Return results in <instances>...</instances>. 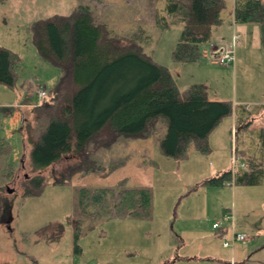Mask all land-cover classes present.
<instances>
[{
	"label": "rangeland",
	"instance_id": "rangeland-1",
	"mask_svg": "<svg viewBox=\"0 0 264 264\" xmlns=\"http://www.w3.org/2000/svg\"><path fill=\"white\" fill-rule=\"evenodd\" d=\"M225 1L223 22L214 33L220 32L226 43L234 42L232 64H220L208 45L204 46L206 57L199 61L174 59L181 25L160 31L154 27L155 13L164 15L160 0H0V45L20 58L14 86L0 83V136L11 144L5 160L15 172L0 185L10 205L9 215L0 222V264H69L76 258L72 255L75 232L83 264H264V184H204L224 171L238 170L244 160L241 150L250 156L262 150L258 132L264 128V48L256 25L248 24L253 29L244 30L243 35L240 30L247 24L239 27L231 22L232 1ZM81 4L90 7L97 23L126 39L142 30L140 50L165 65L180 90L199 82L206 86L209 100L232 103V114L222 117L208 135V152L191 147L186 157L176 159L150 141L142 147L150 145L155 164L138 166L132 148L140 151L141 144L132 142L113 152L103 150L104 157L99 159L103 161L119 154L132 156L107 175L67 172L71 154L43 169L30 170L23 126L31 120L32 107L52 97L60 75L56 66L39 55L31 26L41 19L67 15ZM40 92L45 95L40 97ZM37 174L45 178L41 192L23 197V183ZM122 179H127L125 187L150 190L149 217L79 215V188L116 187ZM220 221L223 230L229 229L224 237L219 234L222 229L213 228ZM232 229L246 236L233 249L223 246Z\"/></svg>",
	"mask_w": 264,
	"mask_h": 264
},
{
	"label": "trees",
	"instance_id": "trees-1",
	"mask_svg": "<svg viewBox=\"0 0 264 264\" xmlns=\"http://www.w3.org/2000/svg\"><path fill=\"white\" fill-rule=\"evenodd\" d=\"M160 1L164 2V15L155 13L154 27L160 31L171 24L181 25L174 59L199 60L200 46L214 42L226 1ZM233 18L235 23L256 25L264 48V0H234ZM31 27L39 55L60 71L52 97L32 107L31 120L23 126L28 165L33 172L68 154L72 155L67 158L71 162L65 170L70 173L107 175L124 166L132 156L137 157L138 166L155 164L149 154L150 145L142 147L150 141L161 153L176 159L186 157L191 147L208 152L209 133L222 117L232 114V103L209 100L203 83H191L180 90L169 69L140 50L142 30L133 31V38L126 39L97 23L88 5H78L67 15L35 21ZM19 62L17 53L0 45V83L14 86ZM258 139L262 148L259 155H246L241 150L244 166L224 171L204 184H264V128L258 132ZM132 142H140L141 150L133 147L131 157L121 158L119 154L99 160L104 157L103 150L113 152L119 145L127 147ZM10 151V142L0 136V185L15 173L12 163L5 160ZM44 181L40 174L32 176L23 183L22 196L39 194ZM126 184L127 179H122L116 187L79 188V215L149 217L150 190L125 187ZM8 198L0 188V222L10 213ZM77 239L75 232L76 255L81 251Z\"/></svg>",
	"mask_w": 264,
	"mask_h": 264
},
{
	"label": "built area",
	"instance_id": "built-area-1",
	"mask_svg": "<svg viewBox=\"0 0 264 264\" xmlns=\"http://www.w3.org/2000/svg\"><path fill=\"white\" fill-rule=\"evenodd\" d=\"M238 39V35L235 34L234 36V40ZM212 53L211 55L213 57H215V59L220 63V64H225V63H229L232 64V62L234 61V42L233 43H226L224 42L222 39L214 41L212 43H210L209 45ZM45 95V92H40V97H43ZM240 166H244V163L242 162L240 164ZM226 218H229V216H226ZM213 228L217 229L220 228L222 229L221 231V236L224 237V235L228 234L229 229H225L223 230V228L221 227V221L220 222H214L213 223ZM230 239L228 241H224L223 242V246L224 247H231L233 249L235 243L237 241H245L246 240V236L245 234H241V233H237L234 232L233 229L230 231ZM26 264H32V263H26Z\"/></svg>",
	"mask_w": 264,
	"mask_h": 264
},
{
	"label": "crops",
	"instance_id": "crops-1",
	"mask_svg": "<svg viewBox=\"0 0 264 264\" xmlns=\"http://www.w3.org/2000/svg\"><path fill=\"white\" fill-rule=\"evenodd\" d=\"M232 1V3H231V22H233L235 25L236 24H238L239 25V27H244V26H241V25H246L245 23H235L234 22V18H233V8H234V0H231ZM245 27H247V28H242V30H240L241 32H242V34L244 35V30H250V29H253V27L252 26H250V25H246ZM258 28V27H257ZM219 34L217 35V34H215L214 35V37H213V41H217V40H220V39H222V34L220 33V32H218ZM258 33H259V30H258ZM221 36V37H220ZM241 37H242V35H241ZM205 45H201L200 46V48H201V57H200V59L201 58H204V57H206V50H208L209 49V45H208V49H207V47L205 48L204 47ZM199 59V60H200ZM199 60H197V61H199ZM194 62H196V61H194ZM247 107H249V106H247ZM248 109V108H247ZM125 166V165H124ZM73 256H75L76 258H72V260L73 261H71L70 260V262L71 263H69V264H83L84 263V260H83V256H82V254H81V252H80V254H72ZM172 263V262H171ZM172 264H174V262L172 263Z\"/></svg>",
	"mask_w": 264,
	"mask_h": 264
},
{
	"label": "water",
	"instance_id": "water-1",
	"mask_svg": "<svg viewBox=\"0 0 264 264\" xmlns=\"http://www.w3.org/2000/svg\"><path fill=\"white\" fill-rule=\"evenodd\" d=\"M7 192H12V190L10 188L7 189Z\"/></svg>",
	"mask_w": 264,
	"mask_h": 264
}]
</instances>
